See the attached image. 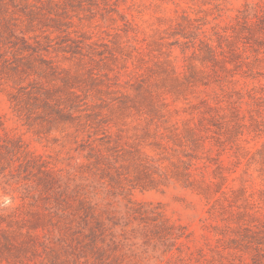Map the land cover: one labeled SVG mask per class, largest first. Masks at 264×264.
<instances>
[{"label":"rangeland","instance_id":"rangeland-1","mask_svg":"<svg viewBox=\"0 0 264 264\" xmlns=\"http://www.w3.org/2000/svg\"><path fill=\"white\" fill-rule=\"evenodd\" d=\"M59 3L50 6L59 15L53 17L61 21L60 32L53 34L56 42L66 40L75 47L93 44L101 56H96L93 62L89 57L82 60L70 54L52 53L51 56L73 73L81 69L82 93L92 96L105 85L112 86L114 91L131 92V86L142 79L153 84L160 80L159 76L147 75L148 66L155 68L154 62L163 60L159 51L147 50L142 68L136 60H128L125 69L121 61L111 58L109 53L114 50V43L127 39L125 30H130L129 38L137 35L145 42L162 43V50L169 52L172 65L180 73L192 61L194 48L168 38L171 25L186 14L194 20L208 21L205 30L211 31L214 26L219 31L228 29L240 55L237 67L226 63L229 72L208 64L205 70L211 85L193 87L185 100L166 95L164 102L168 106L163 108L166 122L155 120L166 138L158 136L157 141H179L187 135L186 129L195 130L198 140L204 144L196 152L199 159L191 168V175L197 179L203 175L208 183L214 170L222 167L227 178L223 193L206 198L174 180L149 191L126 190L121 195L114 191L113 195L104 188L99 193L112 203L119 215L125 214L129 201L136 205L152 203L160 207L170 225L183 228L185 236L171 252L163 254L161 242L147 240L140 230L134 231L140 221L130 220L126 251L136 254L140 264H264V204L259 203L264 181L244 156L245 152L253 154L264 146V16L260 19L253 16V8L264 6V0H59ZM247 13L251 15L245 20ZM238 16L240 24L236 21ZM132 27L137 29V34L131 32ZM232 27L237 29L235 33ZM67 32H71V37H66ZM117 33L123 37L119 38ZM225 49V56L218 55V58L226 57L230 61V53ZM195 63L201 67L199 62ZM151 89L155 91L156 87ZM9 90L10 85L0 84V116L4 120V128H0V264H40L44 230L31 225L33 213L49 197L45 173L53 169L66 175L85 160L77 150L78 145L64 141L61 134L37 135L25 125L12 112ZM136 109L116 110L109 115L113 119L109 140L114 150L155 141L145 133L156 129L148 126V109L140 105ZM6 137L20 141H9L10 150H5ZM145 150L153 153L149 148ZM13 208L16 214L8 216ZM29 236L40 238L36 252L29 245L32 244ZM256 238L262 244L246 243ZM20 244L26 247L16 252L13 245Z\"/></svg>","mask_w":264,"mask_h":264},{"label":"trees","instance_id":"trees-1","mask_svg":"<svg viewBox=\"0 0 264 264\" xmlns=\"http://www.w3.org/2000/svg\"><path fill=\"white\" fill-rule=\"evenodd\" d=\"M54 5H60L59 0H0V84L10 85L8 99L12 112L37 135L59 133L64 141L78 145L77 150L85 160L66 175L53 169L45 173L49 197L44 206L33 213L31 225L34 229L44 230L40 264H140L136 254L126 251L127 228L129 221L134 219L140 221L134 231L140 230L147 240L160 241L163 254L171 252L185 233L182 227L167 222L160 207L152 203L136 205L129 201L125 205V214L119 215L112 203L100 197L99 190L106 188L108 193L114 195L113 192L117 191L121 195L126 190L149 191L174 180L206 198L223 193L222 186L227 178L222 167L214 170L208 183L203 180V175L201 179L191 175V168L199 159L196 152L204 144L198 140L195 130L186 129L187 135L179 141H157L158 136L163 140L166 138L155 120L166 122L163 112L168 106L164 102L166 95L185 100L193 87L211 85L205 70L208 64L229 72L226 63L237 67L236 60L240 55L235 42L230 40L227 28L219 31L214 26L211 31L205 30L208 21L194 20L183 14L181 21L171 25L167 33L168 38L177 39L182 45L191 44L194 48L192 61L179 73L172 65L169 52L162 50V43L157 40L145 42L137 35L129 38L130 30H125L127 39L114 43V50L109 53L111 58L121 61L125 69L128 60H136L138 67L142 68L147 50L159 51L163 60L155 61V68L148 66L147 75L159 76L160 80L153 84L142 79L131 86V92L114 91L112 86L105 85L92 96L82 93L79 80H82L83 71L78 69L73 73L51 54H70L82 60L89 57L92 62L101 54L96 53L93 44L75 47L66 40L56 42L53 34L60 32L61 21L53 17L59 16L50 9ZM116 12L122 20L125 19L123 14ZM253 12V16L260 19L264 16V6L254 7ZM249 15L247 13L244 19L247 20ZM236 21L240 24V16ZM232 29L234 33L237 30ZM131 32L137 34V29L132 27ZM117 34L119 38L123 37ZM66 37H71V32H67ZM225 47L230 53V61L226 57L218 58V55L225 56ZM91 79L92 82L96 80L93 76ZM153 87H156L155 91L151 89ZM139 105L149 111L148 126L156 129L145 133L155 141H144L147 143L128 146L122 151L114 150L109 140L113 123L109 115L116 110H137ZM208 109L212 107L208 105ZM0 128H4L1 116ZM4 141H8L3 145L4 149L10 150L9 141L20 140L6 137ZM146 148L153 153L147 152ZM244 156L264 181V146L253 154L245 152ZM214 186L217 187L215 190ZM259 193V203L264 204V189ZM13 209L8 216L16 214ZM38 239L29 236L32 244H25L36 252ZM260 240H246V243L262 244ZM13 247L20 252L26 246Z\"/></svg>","mask_w":264,"mask_h":264}]
</instances>
